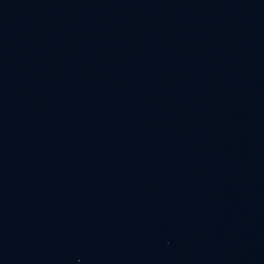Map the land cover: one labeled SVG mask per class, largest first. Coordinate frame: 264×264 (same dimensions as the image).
Here are the masks:
<instances>
[{
    "label": "water",
    "instance_id": "water-1",
    "mask_svg": "<svg viewBox=\"0 0 264 264\" xmlns=\"http://www.w3.org/2000/svg\"><path fill=\"white\" fill-rule=\"evenodd\" d=\"M0 264H264V0H0Z\"/></svg>",
    "mask_w": 264,
    "mask_h": 264
}]
</instances>
